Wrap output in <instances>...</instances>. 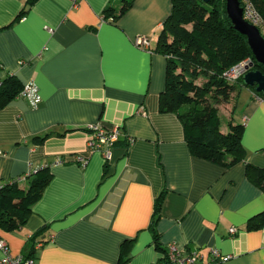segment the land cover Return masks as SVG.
<instances>
[{
  "label": "crops",
  "instance_id": "1",
  "mask_svg": "<svg viewBox=\"0 0 264 264\" xmlns=\"http://www.w3.org/2000/svg\"><path fill=\"white\" fill-rule=\"evenodd\" d=\"M30 1L0 0V81L14 75L41 96L36 107L22 97L0 107V184L44 166L51 176L25 223L0 227L10 253L42 239L36 264H116L125 242L127 264H153L163 193L160 246L194 248L196 264L210 249L231 256L212 264H264V224L248 228L264 221V191L245 171L264 168L263 96L241 86L219 110L222 132L243 126V160L225 168L195 157L176 114L159 110L166 56L154 49L172 0H133L115 21L103 11L120 0ZM138 35L151 51L133 44ZM90 124L119 128L110 160L86 145Z\"/></svg>",
  "mask_w": 264,
  "mask_h": 264
},
{
  "label": "trees",
  "instance_id": "2",
  "mask_svg": "<svg viewBox=\"0 0 264 264\" xmlns=\"http://www.w3.org/2000/svg\"><path fill=\"white\" fill-rule=\"evenodd\" d=\"M132 1L120 0L117 6H107L103 11L104 19L115 21L131 6ZM239 1L242 5L243 0ZM250 1L264 13V0ZM154 50L166 56L165 84L159 96V110L174 113L179 118L190 153L225 168L243 160V126L228 123L227 131L222 132L218 106L227 103L241 86L249 88L259 97L262 94L256 92L255 87L244 85L242 77L231 83L223 74L246 57L253 60L251 69L264 73V66L254 60L246 37L233 28L226 13L225 0H210L207 3L202 0H172L171 12L162 24ZM197 79L202 82L197 83ZM22 87L23 84L14 75L8 74L1 80L0 107L16 98ZM47 135L37 136L36 139L41 142ZM245 171L250 181L264 191V168L246 163ZM50 176L48 167L44 166L25 175L24 186L11 179L1 183L0 227L13 230L25 223ZM162 201L163 193L154 200L150 223L156 247L163 254L155 262L172 264L167 258V248L158 243L155 230ZM262 224L264 221L253 223L252 218L248 228H258ZM33 245L26 256H33ZM124 245L125 242L121 244L116 264L128 262Z\"/></svg>",
  "mask_w": 264,
  "mask_h": 264
},
{
  "label": "built area",
  "instance_id": "3",
  "mask_svg": "<svg viewBox=\"0 0 264 264\" xmlns=\"http://www.w3.org/2000/svg\"><path fill=\"white\" fill-rule=\"evenodd\" d=\"M75 6L79 0H70ZM242 7V16L245 21L256 26L259 29V32L264 37V13H261L255 5L250 0H243ZM51 31L50 28H48ZM133 44L142 49L151 51L150 43L146 35H138L134 38ZM253 65V60L250 57L242 59L237 64L233 65L229 70H227L223 76L228 82H234L239 77H242ZM1 85V81H0ZM17 97L25 98L30 106L36 107L40 101L41 96L38 90V87L33 82H27L23 84L22 90ZM258 99L263 100L262 97ZM141 113L145 114L144 110L141 108ZM86 130L90 133L87 138L86 145L91 151H100L102 152L106 160L111 158V148L118 140L119 137V128H103L99 124H90L86 126ZM81 166H85L87 160L80 158L79 160ZM36 170L30 171L35 172ZM28 172L27 174H29ZM20 175L11 180H14L17 183H21L25 180V175ZM10 181V180H8ZM1 185V184H0ZM230 235H234L237 232V228L230 227L228 229ZM53 237L49 236V241H52ZM44 244L43 241H37L33 245L34 251L39 249ZM0 251L2 252V257L0 258V264H36L34 256H26L24 254H12L9 251V248L4 240L0 239ZM211 260L207 264H212L218 261H224L229 259L230 255H223L216 249H210ZM167 258L168 261L172 264H196L200 259L201 255L198 250H189L184 251L177 246L176 243H169L167 246ZM154 264H163L160 261L154 262Z\"/></svg>",
  "mask_w": 264,
  "mask_h": 264
},
{
  "label": "water",
  "instance_id": "4",
  "mask_svg": "<svg viewBox=\"0 0 264 264\" xmlns=\"http://www.w3.org/2000/svg\"><path fill=\"white\" fill-rule=\"evenodd\" d=\"M202 1L207 3L210 0ZM225 9L233 28L246 37L256 63L264 66V37L256 26L244 20L240 1L225 0ZM242 81L246 86L255 87V91L261 93L264 98V73L258 69H249L242 76Z\"/></svg>",
  "mask_w": 264,
  "mask_h": 264
},
{
  "label": "rangeland",
  "instance_id": "5",
  "mask_svg": "<svg viewBox=\"0 0 264 264\" xmlns=\"http://www.w3.org/2000/svg\"><path fill=\"white\" fill-rule=\"evenodd\" d=\"M196 82H197V83H200V82H202V80H201V79H197ZM218 108H219V110H220L221 112H223L222 109L224 108V106H222V104L219 105ZM220 119H221V122L224 123L225 120H224V118H223V116H222L221 114H220ZM224 126H225V125H224Z\"/></svg>",
  "mask_w": 264,
  "mask_h": 264
}]
</instances>
